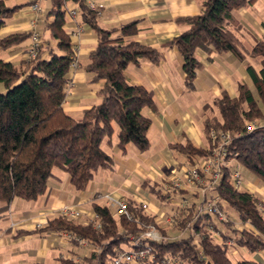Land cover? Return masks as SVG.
Returning <instances> with one entry per match:
<instances>
[{"label":"trees","instance_id":"obj_1","mask_svg":"<svg viewBox=\"0 0 264 264\" xmlns=\"http://www.w3.org/2000/svg\"><path fill=\"white\" fill-rule=\"evenodd\" d=\"M6 1L0 0V29L22 7ZM51 1L47 17L52 20L45 23L44 30L49 38L41 39L37 55L18 64L0 58V84L4 88L0 91V219L6 216L15 198L34 201L47 195L57 170L67 174L70 184L78 191L85 190L99 170H112L113 157L103 145H111L116 131L121 154L126 152L129 143L141 152L149 147L147 132L151 119L144 109L153 105L152 93L142 85L130 83L125 69L129 64L139 65L142 60L156 63L161 54L154 48L124 39L137 33L139 20L117 28H103L97 22L96 12L86 6L85 0ZM67 1L77 4L83 22L97 35V43L89 52L83 70L91 75V83H100L96 92L99 100L84 109L79 117L67 114L62 106L68 91L66 74L74 60L72 44L63 28ZM256 1L204 0L199 13L178 19L188 28L168 42L182 55L183 84L189 91L194 89L199 71L197 49L208 55L232 53L241 61L259 58V69L249 62L246 64L251 87L240 82L236 96L222 92L214 100L218 115L203 121L208 141L206 148L194 146L189 140L184 144H169L171 149L186 154L193 166L212 152L211 131L229 133L225 160L231 161L221 168L218 179L207 186L206 197L217 200L220 208L229 207L235 211L238 222L249 227L233 228L227 213V221L223 224L228 226V232L221 231L213 215L204 212L195 217L196 202H193L186 208H179L176 216L175 226L186 234L168 239L164 230L156 226L154 216L148 214L140 202L126 199L130 218L112 212L106 204L94 203L96 219L80 222L61 213L32 230L64 232L70 235L68 238L73 246L90 248L87 255L77 260L61 258L58 264H109L120 251L142 248L147 250L145 264H161L166 256L179 264H264L248 259L233 260L228 244V240H232V245L250 251L264 249L263 203L255 194L234 188L230 182L231 170L237 164L264 184V36L250 49H245L236 34L233 17L235 10L252 6ZM31 33L0 37V49L19 45L30 38ZM195 157H199L197 161ZM143 187L159 199L165 197L162 187L155 183L144 181ZM171 189L173 192L180 190ZM151 227L161 230V242L143 236ZM209 227L219 232L220 240L213 236ZM190 231L196 235V243Z\"/></svg>","mask_w":264,"mask_h":264},{"label":"crops","instance_id":"obj_2","mask_svg":"<svg viewBox=\"0 0 264 264\" xmlns=\"http://www.w3.org/2000/svg\"><path fill=\"white\" fill-rule=\"evenodd\" d=\"M99 1L103 4L101 14L97 17L101 27L117 28L129 21L139 20L137 33L124 39L154 48L161 54L156 63L142 60L139 65L129 64L125 69L130 83L142 85L152 93L153 105L144 109L145 115L151 119L147 132L149 147L141 152L129 143L126 152L121 154L117 147L116 131L111 145H103V149L113 157V169L99 170L85 190H76L70 184L69 176L57 170L47 195L34 201L15 198L6 216L0 219V264H58L61 258L77 260L87 255L83 253L86 246H73L68 234L64 232L38 233L32 230L38 224L43 226L49 219L61 214L64 207L78 211L81 216L75 219L87 222L94 214V203L107 204L106 194L111 198L146 203V212L154 216L156 226L164 230V236L170 239L169 231L165 230L166 223L159 224L164 215L162 210L167 206L179 207L184 197H192L190 201L196 202L192 195L195 192L189 186L182 185L179 191L173 192L170 189L168 195L162 191L165 197L159 199L143 187V182L162 187L164 182L180 177L187 167L192 166L186 154L171 149L169 144H184L189 140L194 146L206 148L208 141L203 131V121L209 116L218 115L214 100L222 92L231 97L236 96L240 82L252 86L246 68L248 62L256 69L260 67L259 58L241 61L232 53L208 55L202 49H197L195 56L199 62V71L194 80V89L189 91L183 84L185 74L182 55L168 42L188 28L178 19L199 13L204 0ZM34 2L39 4V11L31 8ZM6 3L21 4L22 7L7 19L0 29V37L31 31V23L34 22V29L40 33L41 39L49 38L48 32L44 30L45 23L52 20V17H47L52 6L51 0H7ZM65 8L77 11L73 17L65 12L63 25L75 51L77 65L66 74L71 86L62 106L67 114L79 117L84 109L99 100L96 92L100 83H91V75L83 70V66L88 63L89 52L97 43V35L83 22L75 2H65L64 11ZM233 17L236 34L245 49H250L256 40L264 36V0H257L252 6L235 10ZM29 43L30 38L17 46L0 49L4 51L1 58L13 63L19 58L20 63L26 59L24 54ZM198 158L195 157L196 161ZM240 190L255 194L264 205V184L258 178L250 177L245 183L242 181ZM109 208L113 212L114 208ZM220 225L219 229L227 233L228 226ZM243 227L249 226H243L240 222L233 226ZM177 230L176 227L171 230L175 233L174 238L181 236ZM19 232L24 233L17 235ZM229 254L236 258L234 260L248 259L264 263V249L250 251L245 247L230 245Z\"/></svg>","mask_w":264,"mask_h":264},{"label":"built area","instance_id":"obj_3","mask_svg":"<svg viewBox=\"0 0 264 264\" xmlns=\"http://www.w3.org/2000/svg\"><path fill=\"white\" fill-rule=\"evenodd\" d=\"M85 4L90 10L96 12L97 16L101 14L103 4L99 0H85ZM31 8L34 11H39L40 6L37 2H34L33 4H31ZM65 12L71 17L77 14V11L75 9L65 8ZM31 26H32L31 27L32 33L30 36V43L27 46L24 54L25 58L27 59L34 58L41 48L40 33L36 29H34V22L31 23ZM76 65L77 62L74 51V60L71 63L70 68L71 67L73 68ZM65 82L67 88H69L71 86V82L66 78H65ZM210 139H211V144L213 145L212 152L210 153V155L204 159H200V161L196 165L187 167L180 177H174L173 179L164 182L162 185V191L166 194L171 188L181 189L182 185H186V186L194 185V187L198 186L199 187L198 193L201 195V199L199 200V202L195 203V207L193 210L195 217L199 216L204 212H207L213 215L216 220L223 223L227 221L226 209L222 207L220 208L217 203V200L207 199L206 191L208 189L207 186L212 185L218 179L221 168L225 165H228L229 162L231 161L230 160L226 162L225 160L227 155L226 144H228L230 140V136L227 131H218V132L211 131ZM230 182L234 188L240 189L242 185V178L240 171L238 169V165H236L231 170ZM105 197L108 199V205L115 209L116 214H124L125 216L130 218L129 214L127 213V204L125 199L111 198L107 194L105 195ZM222 204H224V202H222ZM141 205L143 208L147 209L146 203L142 202ZM180 206L181 208H186L188 204L185 203V201L183 200L180 203ZM62 213L69 217H77L80 214L78 211L74 210L71 207H64ZM96 218L97 215L94 213L90 220ZM40 226H41L40 224L37 225V227ZM98 226L99 225H97V227ZM209 230L217 240H220V235L218 231H216L213 227H209ZM191 233L192 236L195 237L194 242L196 243L197 242L196 235H194L192 231ZM143 236L156 242H161L163 240L160 231L155 227L149 228L147 231L144 232ZM68 237H70V235H68ZM81 243L84 244L85 242L81 241ZM228 244L232 245L233 241L228 240ZM146 257H147L146 249L142 248L138 250H125L118 252L116 256L110 260L109 264H145L144 260ZM179 263L180 262H178L176 259L168 256L164 257L161 261V264H179Z\"/></svg>","mask_w":264,"mask_h":264},{"label":"rangeland","instance_id":"obj_4","mask_svg":"<svg viewBox=\"0 0 264 264\" xmlns=\"http://www.w3.org/2000/svg\"><path fill=\"white\" fill-rule=\"evenodd\" d=\"M4 53V51H0V58L2 57V54ZM15 63H18L19 62V58L18 59H16L15 61H14ZM0 91H4V88H3V85L2 84H0ZM200 161V160H199ZM198 161V162H199ZM238 169H239V171H240V174H241V178H242V181L245 183V182H247L248 181V179L251 177V178H256L253 174H251L247 169H245L244 167H242V166H238ZM189 188L190 189H193L194 190V194H192L194 197H195V200H197L196 202H199V200L201 199V195L198 193V189H199V187L197 186H195L194 187V185H192V186H189ZM122 199V198H121ZM106 201V205H108V199H105ZM185 201V203H187L188 205H190L191 203H193L194 202V200L193 201H190V200H192V197L190 198V197H184V198H182L181 199V201H180V203L182 202V201ZM207 200V199H206ZM208 201V200H207ZM1 204V203H0ZM164 206V205H163ZM166 206V205H165ZM179 208H181V206L179 205V207H175V206H173V207H171V206H167L166 207V209H164V210H162L163 212H164V215H163V217L161 218L162 220H160L159 221V224L160 225H162V224H165L166 225V227H167V229H165V230H168L169 232V236L171 237L170 239H174V234L175 233H172V231L171 230H173V228L175 229V222L177 221L176 220V216L178 215V212H179ZM113 212L115 213V209H113ZM226 212L229 214V219L231 220V222H232V225L233 226H236V224L238 223V218H237V215H236V213H235V211H233L232 209H230L229 207H228V209H227V207H226ZM81 216V214H79L77 217H80ZM179 216H180V214H179ZM76 218V217H75ZM175 220V221H174ZM214 222H215V224H216V226L219 228V226H221L220 224H223L222 222H219L218 220H216L215 218H214ZM170 226H168V225ZM165 225H163V226H165ZM224 225V224H223ZM169 227V228H168ZM177 228V227H176ZM177 232H178V235H184V234H186L185 232H181V231H178L177 230ZM181 232V233H180ZM191 232V231H190ZM180 233V234H179ZM177 234V233H176ZM89 250H90V248L89 247H86V249H84V251H83V253H88L89 252ZM244 250H246V249H244ZM233 260L234 259H236V258H234V257H231Z\"/></svg>","mask_w":264,"mask_h":264}]
</instances>
